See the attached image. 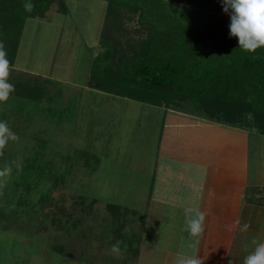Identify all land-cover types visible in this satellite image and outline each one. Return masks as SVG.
I'll list each match as a JSON object with an SVG mask.
<instances>
[{
  "label": "rangeland",
  "instance_id": "obj_1",
  "mask_svg": "<svg viewBox=\"0 0 264 264\" xmlns=\"http://www.w3.org/2000/svg\"><path fill=\"white\" fill-rule=\"evenodd\" d=\"M66 4L67 12L55 3L45 17L26 19L18 64L3 66L0 74V168L6 167L0 169V258L3 251L1 261L14 264H138L133 257L143 227L150 226V214L141 210L151 203V184L149 174L137 173V162L146 165L156 158L158 142L149 131L160 123L150 112L158 107L88 86L91 58L103 50L106 1ZM28 79L45 86L41 100L12 91V85ZM213 122L201 124L206 130L225 125ZM254 130H246L251 179L264 168V146L259 147L264 135ZM42 140L45 159L53 160L65 178L46 184V203L39 201V191L32 194L37 207L31 217L17 214L11 191L15 169ZM108 203L123 206L117 218Z\"/></svg>",
  "mask_w": 264,
  "mask_h": 264
},
{
  "label": "trees",
  "instance_id": "obj_2",
  "mask_svg": "<svg viewBox=\"0 0 264 264\" xmlns=\"http://www.w3.org/2000/svg\"><path fill=\"white\" fill-rule=\"evenodd\" d=\"M105 1L103 50L91 58L89 87L264 135V0ZM55 3L67 12L66 0H0V74L15 64L26 19L45 17ZM135 20L138 26L129 29ZM11 88L30 101L46 94L37 80ZM44 147L42 140L15 169L17 214L31 217L32 194L39 191L45 202L46 184L65 178L45 159ZM122 207L107 204L116 218Z\"/></svg>",
  "mask_w": 264,
  "mask_h": 264
},
{
  "label": "crops",
  "instance_id": "obj_3",
  "mask_svg": "<svg viewBox=\"0 0 264 264\" xmlns=\"http://www.w3.org/2000/svg\"><path fill=\"white\" fill-rule=\"evenodd\" d=\"M156 107L150 112L160 123L149 131L158 142L156 158L146 165L137 162V173L149 174L151 203L141 212L150 214V226L143 227L133 261L264 264V168L251 179L249 133L228 125L206 130L202 122L216 123ZM1 258L0 264H14Z\"/></svg>",
  "mask_w": 264,
  "mask_h": 264
}]
</instances>
